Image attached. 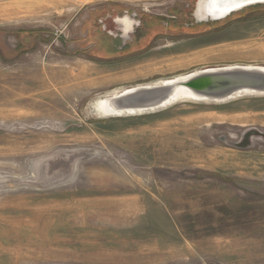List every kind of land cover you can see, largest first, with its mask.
Segmentation results:
<instances>
[{
	"label": "rangeland",
	"instance_id": "374dc122",
	"mask_svg": "<svg viewBox=\"0 0 264 264\" xmlns=\"http://www.w3.org/2000/svg\"><path fill=\"white\" fill-rule=\"evenodd\" d=\"M195 2L0 0V264H264V95L93 106L264 66V6L206 23Z\"/></svg>",
	"mask_w": 264,
	"mask_h": 264
},
{
	"label": "water",
	"instance_id": "95a60500",
	"mask_svg": "<svg viewBox=\"0 0 264 264\" xmlns=\"http://www.w3.org/2000/svg\"><path fill=\"white\" fill-rule=\"evenodd\" d=\"M198 3L199 0H196L192 12L196 22H214L246 7L264 5V0H212L209 6L211 11H205L203 19L197 16ZM204 8L206 10V5L203 10ZM257 67L259 66L206 68L183 75V78H171L152 85L132 87L108 96L110 105L106 106V109L115 111L116 114L149 112L187 98L189 94L215 101H227L249 92L264 95V69ZM106 109H103L105 113Z\"/></svg>",
	"mask_w": 264,
	"mask_h": 264
},
{
	"label": "bare ground",
	"instance_id": "6f19581e",
	"mask_svg": "<svg viewBox=\"0 0 264 264\" xmlns=\"http://www.w3.org/2000/svg\"><path fill=\"white\" fill-rule=\"evenodd\" d=\"M212 4V0H199V3H198V11H197V16H198V18L199 19H203L204 17H205V15H206V13H205V11H211L210 10V5ZM206 5V10H205V8H204V10H203V6H205ZM231 15V14H230ZM229 15V16H230ZM229 16H227V17H229ZM226 17V18H227ZM225 18V19H226ZM225 19H223V20H225ZM220 21H222V20H220ZM250 67H252V66H250ZM257 68H262V69H264V66H259V67H257ZM41 75V74H40ZM183 77H185V76H183ZM182 77V75L181 76H179V75H176V76H174V77H172V78H183ZM171 79V78H170ZM166 80H169V78H166V79H161V80H159V81H157L156 83H160V82H164V81H166ZM43 85V84H42ZM133 88H135V87H133ZM130 88H127V89H125V90H129ZM124 90V91H125ZM188 94H189V92H188ZM243 94H249V95H255V94H252L251 92H249V93H243ZM239 95V94H238ZM188 98H196L195 97V95H192V94H189V97ZM97 99V98H96ZM95 99V100H96ZM198 99H200V98H198ZM21 100H22V98H21ZM202 100V99H201ZM110 99H109V97L108 98H100V99H98V100H96L94 103H93V106H95V108H98L100 111H102V112H104L103 111V109L105 110L109 105H110ZM17 102L16 101H14V100H12V103L11 104H16ZM107 106V107H106ZM16 107V106H15ZM115 111H110V110H108V109H106V113H111V114H108V115H112V114H114L115 116H120L121 114H116V113H114ZM105 113V112H104ZM120 113V112H119ZM126 114H133L134 112H125ZM135 113H139V112H135Z\"/></svg>",
	"mask_w": 264,
	"mask_h": 264
},
{
	"label": "flooded vegetation",
	"instance_id": "af4514ba",
	"mask_svg": "<svg viewBox=\"0 0 264 264\" xmlns=\"http://www.w3.org/2000/svg\"><path fill=\"white\" fill-rule=\"evenodd\" d=\"M116 22L119 23L120 29H122L125 34L131 32L134 29V25H136L134 20H132V18L127 15L117 18Z\"/></svg>",
	"mask_w": 264,
	"mask_h": 264
},
{
	"label": "trees",
	"instance_id": "16d2710c",
	"mask_svg": "<svg viewBox=\"0 0 264 264\" xmlns=\"http://www.w3.org/2000/svg\"><path fill=\"white\" fill-rule=\"evenodd\" d=\"M259 6H264V5H254V6H249V7H246V8H244V9H249V8H253V7H259ZM193 9H194V5H192L191 6V8H190V11H189V17L191 16V13H192V11H193ZM244 9H242V10H244ZM241 10V11H242ZM181 12V11H180ZM239 12V11H238ZM234 13H232L230 16H232ZM229 16V17H230ZM229 17H227V18H229ZM226 18V19H227ZM170 24L171 23H176V25H178V23L177 22H175V21H173V20H171V21H168ZM187 20H184V21H181L180 23H179V27H177L178 29L180 28V30H182V31H187V30H191L192 28H190V27H192L194 24H193V21L192 22H190V23H192L191 25H186L187 24ZM210 21H208V22H206V23H209ZM126 47V45H124L123 47H122V49L123 48H125Z\"/></svg>",
	"mask_w": 264,
	"mask_h": 264
}]
</instances>
